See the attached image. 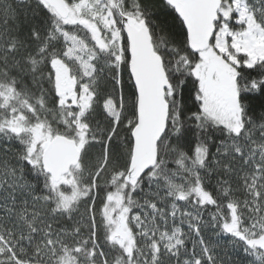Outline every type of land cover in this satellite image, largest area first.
I'll list each match as a JSON object with an SVG mask.
<instances>
[{
    "label": "snow or ice",
    "instance_id": "snow-or-ice-1",
    "mask_svg": "<svg viewBox=\"0 0 264 264\" xmlns=\"http://www.w3.org/2000/svg\"><path fill=\"white\" fill-rule=\"evenodd\" d=\"M0 264H264V0H0Z\"/></svg>",
    "mask_w": 264,
    "mask_h": 264
}]
</instances>
